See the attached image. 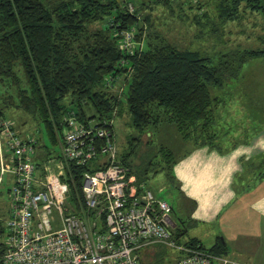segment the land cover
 Masks as SVG:
<instances>
[{
    "label": "trees",
    "instance_id": "obj_1",
    "mask_svg": "<svg viewBox=\"0 0 264 264\" xmlns=\"http://www.w3.org/2000/svg\"><path fill=\"white\" fill-rule=\"evenodd\" d=\"M126 2L0 0V118L8 119L5 110L13 108L43 126L53 147L38 140L36 162L42 165L60 155L57 128L68 111L75 110L83 121L96 119L103 124L121 116L126 104L138 135L130 138L126 152H119L121 163L136 176L138 186H147L153 175L159 174L173 185V169L181 159L177 147L190 143L193 148H227L223 147L227 121L220 113L223 91L229 81L241 84L243 68L264 58V47L208 55L149 35L144 48L138 45L131 54L121 49L120 42L127 31L141 40L145 28L139 13L146 5L141 2L139 10L131 13ZM151 2L171 6L172 1ZM241 7L264 19V0H221L216 6L217 17L204 11L196 15L197 23L208 24L218 33L221 26L239 18ZM121 77L127 80L123 99L108 91ZM166 129L176 132V145L167 140ZM143 135L149 138L148 150L141 156L142 163L133 165ZM100 167L97 162L65 164L70 202L79 214L85 210L83 175ZM257 169L261 180L264 159ZM100 223L104 225V219ZM174 232L178 240L186 233ZM186 244L204 248L197 239ZM225 249L221 241L209 251L222 254ZM167 255L164 248L148 251L143 264H172Z\"/></svg>",
    "mask_w": 264,
    "mask_h": 264
},
{
    "label": "built area",
    "instance_id": "obj_2",
    "mask_svg": "<svg viewBox=\"0 0 264 264\" xmlns=\"http://www.w3.org/2000/svg\"><path fill=\"white\" fill-rule=\"evenodd\" d=\"M134 40L125 32L121 49L133 54ZM113 124L68 111L57 128L60 155L39 165L38 140L0 118V181L13 178L9 217L0 215V264H143L157 248L166 249L172 264H251L175 237L173 206L137 185L119 159ZM68 162L102 165L83 175L81 214L70 202Z\"/></svg>",
    "mask_w": 264,
    "mask_h": 264
},
{
    "label": "crops",
    "instance_id": "obj_3",
    "mask_svg": "<svg viewBox=\"0 0 264 264\" xmlns=\"http://www.w3.org/2000/svg\"><path fill=\"white\" fill-rule=\"evenodd\" d=\"M232 89L240 119L254 122L256 130L223 151L208 145L190 147L179 154L181 159L174 166L176 182L172 185L166 178L160 179V186L169 187L177 200V207L171 203L174 231L188 234L189 223L195 227L193 239L204 248L206 239L214 243L210 249L223 241V255L235 261L264 264V178L258 180L256 174L264 159V87L237 85ZM223 143L226 147L228 138ZM7 176L12 184V176ZM4 181L5 176L0 189ZM176 209L186 221L176 217Z\"/></svg>",
    "mask_w": 264,
    "mask_h": 264
},
{
    "label": "rangeland",
    "instance_id": "obj_4",
    "mask_svg": "<svg viewBox=\"0 0 264 264\" xmlns=\"http://www.w3.org/2000/svg\"><path fill=\"white\" fill-rule=\"evenodd\" d=\"M124 1V0H122ZM127 7L131 13L139 10L140 3H145V8L140 11L139 17L145 28L143 37L140 41L134 40L135 45H140L144 48L149 35H159L160 38H164L172 44L176 45L180 49H192L202 52L203 54H218L231 50L238 49H255L264 47V19L262 15L251 10H246L241 7L240 16L235 21H229L223 27L218 29V33L212 31L208 24L206 26H200L197 23L196 15L207 11L211 18L217 17L216 6L221 0H171V6L164 4H154L151 0H126ZM202 4L201 8L198 6ZM149 18V22H145V18ZM144 21V22H143ZM205 22V21H203ZM134 33V32H133ZM135 39V38H134ZM139 47V46H138ZM243 78L241 79V86L248 85L253 87H264V58L254 59L243 68ZM20 76L23 77L22 73ZM24 79V78H22ZM127 80L125 77H121L116 81L114 86L110 85L109 92L121 99L124 96V89H126ZM229 86L223 91V99L225 101L220 107L221 117H223L227 124H225L223 133L224 138L229 143H226V147L232 146L235 142H238L246 137H249L252 131L256 130V124L254 122H247L246 117L240 119V114L236 111L237 102L235 103L236 94L232 88L236 87L235 81H229ZM3 89L6 90V87ZM238 96V95H237ZM237 98V97H236ZM240 98V96H239ZM241 103V102H240ZM121 116H117L114 119L113 128L116 134L117 146L120 153L126 152L130 148V138L137 136L138 133L131 126V116L128 113L126 104L122 106ZM237 112V113H236ZM6 118L18 124L21 128L18 133L24 138H33L40 140V143H44L49 147L53 145L47 139L46 133L42 125L38 122L31 120L25 116L22 112L16 109H6ZM240 124V125H239ZM248 124V125H245ZM16 126V127H17ZM251 126V127H250ZM253 129V130H251ZM246 131V132H245ZM167 140L171 145H176L177 138L174 137L176 132L166 129ZM143 145L140 148V154L133 160V165H139L141 162V156L148 150L149 138L147 135L142 136ZM151 140V139H150ZM192 144L187 143L179 146L176 149L177 155L188 150ZM181 148V149H180ZM59 150V149H58ZM160 179H165L163 174L153 175L149 181V188L155 190L154 192L169 201L175 203L177 207V200L172 195V191L169 187L160 186ZM11 177L5 176V181L0 189V203L2 217H9L10 203L7 189H9ZM162 188V190H160ZM151 189V190H152ZM152 190V191H153ZM176 217L184 219V214L176 209ZM4 217V219H5ZM176 222H178L175 219ZM188 234L180 238L181 243H189L193 240L194 226L186 223ZM214 243L211 240H204L205 249L209 250ZM154 251H151L153 253ZM176 254V253H175Z\"/></svg>",
    "mask_w": 264,
    "mask_h": 264
}]
</instances>
